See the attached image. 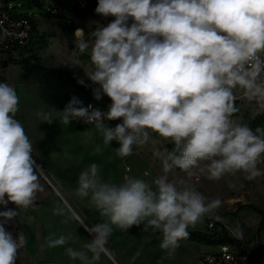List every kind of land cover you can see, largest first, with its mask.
Segmentation results:
<instances>
[{"label": "clouds", "instance_id": "clouds-1", "mask_svg": "<svg viewBox=\"0 0 264 264\" xmlns=\"http://www.w3.org/2000/svg\"><path fill=\"white\" fill-rule=\"evenodd\" d=\"M95 13L115 18L89 34L94 70L88 78L99 85L94 97L106 95L111 104L101 112L73 96L56 111L61 123L94 124L105 145L119 144L115 151L120 157L131 155L138 138H147L145 129H151L174 145L162 161L164 173L174 168L187 172L210 161L209 179L238 171L248 179L264 175L257 167L264 156V132L231 120L238 111L237 87L264 101V0H98ZM74 36L83 53L89 47L84 30L77 28ZM18 104L15 88L0 83V204L13 202L21 210L34 204L40 166L16 119ZM120 118L115 127L105 124ZM153 184L135 178L102 182L94 163L83 171L76 194L90 196L107 221L92 227L81 221L92 235L86 245L92 257L68 248L70 258L94 264L113 226L126 231L140 225L162 232L160 248L171 257L189 236V225L221 206L219 199L206 203L194 187L178 188L166 176ZM54 214L63 215V210ZM16 216L13 209L0 212V264H15L23 246V236L14 239L4 227ZM65 243L63 235L47 241L50 248Z\"/></svg>", "mask_w": 264, "mask_h": 264}, {"label": "rangeland", "instance_id": "rangeland-1", "mask_svg": "<svg viewBox=\"0 0 264 264\" xmlns=\"http://www.w3.org/2000/svg\"><path fill=\"white\" fill-rule=\"evenodd\" d=\"M51 3L60 5L70 14L74 0H53ZM97 3L83 14L68 18L58 16L55 9L48 7L47 0H19L16 3L19 15L34 16L38 32L46 38L48 46L37 51L34 60H29V55L9 60L0 57V83L15 88L19 97L16 119L22 123L33 144L32 155L38 165L51 179L46 170L52 173L57 182L52 179L53 184L63 197L37 172L40 190L35 194L34 204L27 209L18 208L17 216L13 218L24 238L19 264H83L78 258H70L68 248L85 252L91 260L92 253L86 245L92 236L67 204L89 227L107 221V217H102L91 203L90 196L81 198L76 194L80 174L93 163L97 165L102 182L121 184L126 178H135L154 187L156 178L166 176L178 188L194 187L206 198V203L213 199L221 201L218 209L205 214L195 225H189V236L179 241V247L171 257L160 248L163 235L159 230H144L140 225L124 231L113 226L106 245L122 264H199L202 253L216 250L208 244L206 237L197 236L209 235L207 226L210 222L222 226L249 249L264 253V175L248 179L246 173L238 171L225 173L219 179H209L207 164L210 161H200L187 172L174 168L164 173L162 161L174 145L151 129H145L149 133L147 138H138L131 155L120 157L115 151L119 144L113 141L105 145L102 133L94 125L87 126L82 120H72L69 124L60 122L56 111H62L73 96L85 107L92 105L101 112H106L111 104L106 95L99 100L94 97V90L99 85L88 78L94 70L89 34L115 19L96 14ZM131 22L130 19L129 24ZM77 28L84 30V39L89 42L83 53L74 36ZM233 92L238 111L233 113L231 120L248 125L254 132L258 128L264 132V101L249 98L246 90L239 87ZM45 117L52 122L46 121ZM120 119L105 121V124L115 127ZM257 167L264 172V156ZM57 208L63 210V215L54 214ZM61 235L66 237L64 245L48 247L49 238ZM94 264L114 263L103 252Z\"/></svg>", "mask_w": 264, "mask_h": 264}, {"label": "built area", "instance_id": "built-area-1", "mask_svg": "<svg viewBox=\"0 0 264 264\" xmlns=\"http://www.w3.org/2000/svg\"><path fill=\"white\" fill-rule=\"evenodd\" d=\"M18 1L19 0H0V57H8L7 54L4 53L5 49L14 46L23 48L31 40L33 22H36V19L34 16L30 15H19L17 11L19 7L16 6ZM51 1L53 0H47L48 7L55 9L58 16L65 18L83 14L98 2V0H74V5L70 8L71 11L70 14H68L60 5L52 4ZM9 54V58L18 56V53L14 51ZM86 125L93 126L94 124L86 123ZM39 169L40 173H38L40 176L42 178L44 177V179L57 190L52 179L44 172L45 169L41 166ZM5 200H7V195H5ZM18 208L19 207L13 202H8L6 206L0 204V212L8 209L17 210ZM2 220L3 217H0V221ZM4 227L12 234L14 239L20 236V228L16 220L12 219L7 221ZM223 229L222 226L215 222H210L207 226L209 234H220ZM213 248H216V250L206 251L201 254L199 264H264V253H257L256 250L249 249L242 243L238 244L234 242L233 244L218 245ZM20 252L21 248L18 250L15 264H19Z\"/></svg>", "mask_w": 264, "mask_h": 264}, {"label": "trees", "instance_id": "trees-1", "mask_svg": "<svg viewBox=\"0 0 264 264\" xmlns=\"http://www.w3.org/2000/svg\"><path fill=\"white\" fill-rule=\"evenodd\" d=\"M48 46V42L46 38L40 36L38 32V24L37 22H33V32L31 36L30 42L23 48L18 47H9V49H5L4 53L7 54L8 57H6L8 60L9 53L14 51L18 53V56L20 55H29V60L35 59V53L39 50H44ZM28 61V60H26ZM119 123H122V119L119 120ZM199 237H206L208 240V244L212 246H218V245H224V244H233L234 242H237L238 244H241L239 240L234 238L233 236H230V234L227 233L225 229L222 230L220 234H209L208 236H202L201 234H197Z\"/></svg>", "mask_w": 264, "mask_h": 264}, {"label": "water", "instance_id": "water-1", "mask_svg": "<svg viewBox=\"0 0 264 264\" xmlns=\"http://www.w3.org/2000/svg\"><path fill=\"white\" fill-rule=\"evenodd\" d=\"M31 156H32V158L36 161V163L37 164H39V162H38V160H36V158L32 155V153H31ZM37 172H39L40 173V169H38L37 170ZM43 179H44V177H43ZM55 191H56V193L61 197V198H63L61 195H60V193L46 180V179H44ZM64 200V199H63ZM67 206L69 207V210H71V212L77 217V219L81 222L82 220H80L79 219V217H78V214L77 213H75L73 210H72V208L67 204ZM84 224H87V223H84ZM92 236V235H91ZM105 248H106V250L104 251L105 253H106V255L110 258V260L114 263V264H122L119 260H118V258L115 256V254L110 250V248L108 247V245H106L105 246Z\"/></svg>", "mask_w": 264, "mask_h": 264}, {"label": "crops", "instance_id": "crops-1", "mask_svg": "<svg viewBox=\"0 0 264 264\" xmlns=\"http://www.w3.org/2000/svg\"><path fill=\"white\" fill-rule=\"evenodd\" d=\"M33 154H34V153H33ZM46 171H47L48 174L52 177V179L54 180V182L57 183L55 177L52 176V173H50V171H49L48 169H47Z\"/></svg>", "mask_w": 264, "mask_h": 264}, {"label": "bare ground", "instance_id": "bare-ground-1", "mask_svg": "<svg viewBox=\"0 0 264 264\" xmlns=\"http://www.w3.org/2000/svg\"><path fill=\"white\" fill-rule=\"evenodd\" d=\"M50 178V177H49ZM106 254V253H105ZM116 255V254H115Z\"/></svg>", "mask_w": 264, "mask_h": 264}]
</instances>
